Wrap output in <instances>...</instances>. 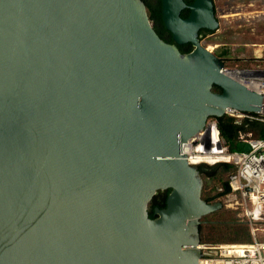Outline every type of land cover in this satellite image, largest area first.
<instances>
[{"label":"water","instance_id":"water-1","mask_svg":"<svg viewBox=\"0 0 264 264\" xmlns=\"http://www.w3.org/2000/svg\"><path fill=\"white\" fill-rule=\"evenodd\" d=\"M162 18L174 43L143 0H0V264H199L223 204L180 145L263 96L203 45L214 0H162Z\"/></svg>","mask_w":264,"mask_h":264},{"label":"built area","instance_id":"built-area-1","mask_svg":"<svg viewBox=\"0 0 264 264\" xmlns=\"http://www.w3.org/2000/svg\"><path fill=\"white\" fill-rule=\"evenodd\" d=\"M225 73L263 96L259 112H240L229 109L226 114L238 119L252 118L264 124V67H234ZM241 143L249 150L230 151L226 147L216 119L196 135L180 145V155H187L191 165H215L220 162L235 165L226 186L218 191L221 203L238 211V215L250 226L253 240L249 243H202L199 264H264V138L253 137L252 133L241 134Z\"/></svg>","mask_w":264,"mask_h":264},{"label":"trees","instance_id":"trees-1","mask_svg":"<svg viewBox=\"0 0 264 264\" xmlns=\"http://www.w3.org/2000/svg\"><path fill=\"white\" fill-rule=\"evenodd\" d=\"M146 4L147 11L153 27L159 36L167 42L174 43L173 36L169 30H167L163 18H162V0H143ZM187 4H191L194 0H184ZM216 8V5H215ZM190 10L184 9L181 16L186 18L189 16ZM217 14V11H216ZM215 31L201 29L199 37L201 41L209 34ZM182 53L190 52L193 46L190 43L183 45H177ZM230 52L229 48L223 49L219 57H225ZM225 59V58H224ZM243 62V61H241ZM226 67L228 64L226 63ZM243 67V66H239ZM213 91H221L218 86L213 87ZM221 137L230 151L241 150L239 145L241 144V134L252 133L253 137L264 138V124L260 120L252 118L238 119L230 114H224L222 117L216 118ZM236 170L235 165L226 162H220L215 165L201 164L199 165L200 175L203 179L204 185L202 190V198L208 203L221 202L222 194L218 191L220 187H224L228 181L230 174ZM168 190H160L153 197L149 205V215L151 218H155V207H165L168 194ZM200 236L201 243H249L252 236L250 232V226L245 219L238 215V211L227 208L225 205L219 210H216L201 218Z\"/></svg>","mask_w":264,"mask_h":264},{"label":"rangeland","instance_id":"rangeland-1","mask_svg":"<svg viewBox=\"0 0 264 264\" xmlns=\"http://www.w3.org/2000/svg\"><path fill=\"white\" fill-rule=\"evenodd\" d=\"M214 2L220 25L202 40L203 45L217 55L228 47L227 68L264 67V0Z\"/></svg>","mask_w":264,"mask_h":264},{"label":"flooded vegetation","instance_id":"flooded-vegetation-1","mask_svg":"<svg viewBox=\"0 0 264 264\" xmlns=\"http://www.w3.org/2000/svg\"><path fill=\"white\" fill-rule=\"evenodd\" d=\"M150 205H151V203H150ZM149 207H150V206H149ZM156 207H158V206H156ZM156 207H155V208H156ZM159 208H160V207H159ZM161 208H164V207H161Z\"/></svg>","mask_w":264,"mask_h":264}]
</instances>
